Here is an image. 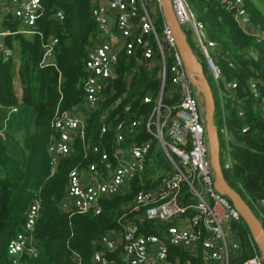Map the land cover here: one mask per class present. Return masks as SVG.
I'll return each mask as SVG.
<instances>
[{
    "label": "built area",
    "instance_id": "obj_1",
    "mask_svg": "<svg viewBox=\"0 0 264 264\" xmlns=\"http://www.w3.org/2000/svg\"><path fill=\"white\" fill-rule=\"evenodd\" d=\"M170 2L176 23L185 33L197 60L191 67L165 15L164 0H92L91 14L98 28V38L88 47L85 98L78 106H87L92 111L107 101L104 90L116 77L123 52L138 61L144 58L151 65L158 64L161 78L157 93L143 97L148 109L117 124L112 151H102L96 146L94 152L100 154L99 163L69 171L62 207L71 214L100 213L103 198L126 192L136 180L142 185L145 179L154 184L152 188H141L129 206V212L136 213L138 221L128 219L122 223L120 233L104 234L98 239L103 249L93 252L92 264H191L190 261L183 263L179 257L172 258L170 246L200 256L204 264H230L241 253L240 238L233 225L244 218L231 196L215 185L213 147L200 85L201 67L204 71L206 65L207 74L204 73L216 84L222 105L229 94L237 99L238 84L226 79L216 55L218 44L209 37L205 23L188 0ZM223 3L246 33L264 40V29L254 26L244 0H223ZM40 9L41 0H0V61L15 56L13 48L3 40L12 33L3 28V22L14 18L19 23L16 33L37 34ZM64 16L60 9L55 13L57 19ZM190 38L199 53L192 47ZM57 43L58 39L53 36L45 42L42 66L56 65ZM229 61L232 64L231 59ZM206 80L212 90L207 76ZM250 89L255 98L261 99L260 107L264 110V96L254 80L250 82ZM124 99V95L117 96L112 106H121L122 111L128 113L132 102L124 103ZM17 111L18 107L12 106L9 115ZM237 114L242 117L244 112L239 108ZM107 118L103 112L101 120ZM214 123L218 136L222 135V140L219 137L218 141L220 164L222 153L224 166L229 168L231 134L225 125L218 128L215 112ZM51 125L54 133L48 154L54 173L61 160L72 153L75 138H81L85 154L90 148L85 137L86 118L79 115L76 108L58 112ZM5 131L6 125L0 128V135ZM106 131L104 124L102 133ZM140 131L146 138L141 137ZM254 207L264 220V197L255 201ZM40 208L41 200L35 197L22 229L8 243L13 264H24L20 259L24 252L37 255L33 234ZM142 220L155 222L158 232H146L140 224ZM254 238L261 253L241 264H264L261 242L258 237ZM73 261L83 264L77 252L73 254Z\"/></svg>",
    "mask_w": 264,
    "mask_h": 264
},
{
    "label": "trees",
    "instance_id": "obj_2",
    "mask_svg": "<svg viewBox=\"0 0 264 264\" xmlns=\"http://www.w3.org/2000/svg\"><path fill=\"white\" fill-rule=\"evenodd\" d=\"M188 2L205 23L209 37L218 44L216 55L226 79L238 84L237 99L229 94L224 105L215 99L219 129L225 125L231 134L232 164L226 168L221 160L223 176L257 218L263 219L254 202L264 197V110L260 107L261 99L252 93L250 82L254 80L264 96V40L246 33L223 0ZM244 2L254 26L264 29V0ZM91 7L92 0H41L37 20L40 34L31 36L15 32L19 23L14 18L2 24L12 32L3 40L13 48L15 56L0 61V128L6 125L5 134L0 135V264H13L7 246L22 229L35 197L41 200L33 234L37 255L24 252L21 261L24 264H75L73 254L77 252L83 264H92L93 252L103 249L98 239L104 234L120 233L122 223L128 219L138 221L136 213L129 212V206L141 188L154 187L146 179L145 185L136 180L126 192L103 198L100 213L71 214L62 207L69 171L99 163L100 154L94 152L96 146L111 152L115 147L117 124L146 111L149 106L143 103V97L157 93L161 86L158 64L151 65L144 58L138 61L123 52L116 77L104 90L107 101L101 102L86 117L85 137L90 152L85 154L81 138H75L72 153L52 172L48 154L54 133L51 122L58 112L74 109L85 98L88 47L98 38ZM59 9L64 12L63 19L55 17ZM158 24L161 25V20ZM51 36L58 39L56 65L42 66L44 45ZM204 71L207 74L205 66ZM17 77L23 91L20 98L14 85ZM120 95L125 96L124 103L132 102L130 112L124 113L121 106H112V100ZM12 106H17L18 111L9 115ZM239 108L244 112L242 117L237 114ZM103 112L108 115L105 121L101 120ZM104 124L107 131L102 133ZM140 132L141 137L146 138ZM219 137L222 140L221 134ZM140 224L146 232H158V225L153 221L142 220ZM261 224L264 229V220ZM233 226L242 249L230 264H241L261 253L244 220ZM170 251L172 258L179 257L183 263L204 264L200 256L191 255L180 247L170 246Z\"/></svg>",
    "mask_w": 264,
    "mask_h": 264
},
{
    "label": "water",
    "instance_id": "obj_3",
    "mask_svg": "<svg viewBox=\"0 0 264 264\" xmlns=\"http://www.w3.org/2000/svg\"><path fill=\"white\" fill-rule=\"evenodd\" d=\"M165 15L175 32V36L178 40V44L183 52V55L187 61V65L191 67L194 63H197L196 57L192 51V48L186 39L185 33L180 26L176 23L175 16L172 10L170 0H164ZM206 75L201 67L200 72V85L204 94V107L207 118V131L210 137V142L213 147L212 151V166L216 172L217 180L215 185L218 189L226 191L232 198L233 204L242 214L244 221L249 226L250 230L255 237L261 242L262 249L264 251V230L257 216L253 213L250 206L244 201L240 194L233 189L225 180L221 169L219 159V136L214 123V111L216 108V102L212 90L207 86Z\"/></svg>",
    "mask_w": 264,
    "mask_h": 264
},
{
    "label": "crops",
    "instance_id": "obj_4",
    "mask_svg": "<svg viewBox=\"0 0 264 264\" xmlns=\"http://www.w3.org/2000/svg\"><path fill=\"white\" fill-rule=\"evenodd\" d=\"M14 85H15V90L17 92V95L20 98L22 96L23 91H22L21 83L18 77L14 80ZM75 108H76L77 113H79V115H81L84 118H86L88 114L90 113V110L87 106L81 105Z\"/></svg>",
    "mask_w": 264,
    "mask_h": 264
},
{
    "label": "rangeland",
    "instance_id": "obj_5",
    "mask_svg": "<svg viewBox=\"0 0 264 264\" xmlns=\"http://www.w3.org/2000/svg\"><path fill=\"white\" fill-rule=\"evenodd\" d=\"M190 43H191L192 47L196 50V52L199 53V50L196 48V46H195V44H194V41H193L191 38H190ZM204 65H205V63H204ZM205 68H206V65H205ZM209 80H210L211 88H212V90H213V92H214V95H215V99L217 100V102H219L220 97H219V95H218L217 86H216V84L214 83V81H212V79H211L210 77H209ZM215 120H216V119H215ZM216 124H217V126H218V128H219V127H220V123L218 122V120H217ZM220 158H221L222 161H224V155H223L222 153H221V155H220ZM162 162H164V160H163ZM162 162H161V163H162Z\"/></svg>",
    "mask_w": 264,
    "mask_h": 264
}]
</instances>
